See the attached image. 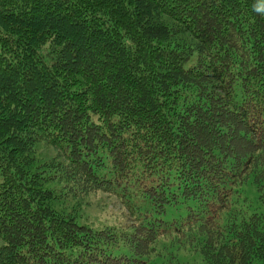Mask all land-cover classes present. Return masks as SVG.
Wrapping results in <instances>:
<instances>
[{
  "label": "trees",
  "instance_id": "1",
  "mask_svg": "<svg viewBox=\"0 0 264 264\" xmlns=\"http://www.w3.org/2000/svg\"><path fill=\"white\" fill-rule=\"evenodd\" d=\"M246 185L264 0H0V264H264Z\"/></svg>",
  "mask_w": 264,
  "mask_h": 264
},
{
  "label": "rangeland",
  "instance_id": "2",
  "mask_svg": "<svg viewBox=\"0 0 264 264\" xmlns=\"http://www.w3.org/2000/svg\"><path fill=\"white\" fill-rule=\"evenodd\" d=\"M245 192L250 200V205L254 208H259L261 210H264V206L263 204H261L260 200H258L257 194L255 193V189L253 188L252 185H246L245 186ZM92 199H89V201H91ZM98 200V199H97ZM84 201V200H82ZM88 200L84 201L83 203L87 202L90 205H92V203H90ZM100 202V199L96 202L98 203ZM89 209L85 208L84 211H81L79 214L80 215H86L88 214ZM106 215L111 213L112 214H117L118 213V206L117 204H112L109 208L108 211H105ZM185 261L190 262L191 264H200V260H199V256L197 254H192L190 253V256H187V258L184 259ZM199 260V261H198Z\"/></svg>",
  "mask_w": 264,
  "mask_h": 264
}]
</instances>
